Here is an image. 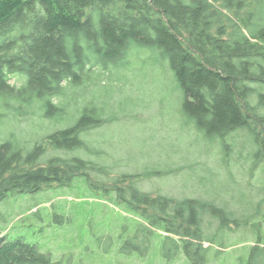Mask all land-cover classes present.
Here are the masks:
<instances>
[{
	"label": "trees",
	"instance_id": "16d2710c",
	"mask_svg": "<svg viewBox=\"0 0 264 264\" xmlns=\"http://www.w3.org/2000/svg\"><path fill=\"white\" fill-rule=\"evenodd\" d=\"M263 7L264 0H0V123L10 110L62 123L28 152L13 138L0 143V201L84 178L132 217L125 222L135 224L133 233L129 223L121 230L124 256L213 264L212 246L205 247L210 218L220 228L214 236L251 226L256 242L245 245L248 257L238 264H264L261 205L258 220L240 219L214 203L141 191L133 175L97 180L92 173L103 168L87 154L100 152L84 136L107 122L93 103L68 110L99 71L126 65L135 47L157 49L170 62L190 122L225 146L236 132H249L253 160L264 165V91L255 87L264 85V26L255 21ZM15 75L22 86L11 84ZM48 150L67 156L47 157ZM0 264L61 263L36 244L3 236Z\"/></svg>",
	"mask_w": 264,
	"mask_h": 264
},
{
	"label": "rangeland",
	"instance_id": "374dc122",
	"mask_svg": "<svg viewBox=\"0 0 264 264\" xmlns=\"http://www.w3.org/2000/svg\"><path fill=\"white\" fill-rule=\"evenodd\" d=\"M257 12L255 21L264 26L260 22H264V7ZM135 48L126 65L102 69L98 80L82 88L78 103V95L71 99L69 111L93 103L107 122L84 136L89 147L100 152L87 154L95 167L103 168L102 174L92 175L97 180L107 178L108 183L133 175L141 191L174 200L199 199L233 212L234 218L258 220L260 205L264 214V165L253 160L250 133L236 132L226 140L227 146L206 137L184 113V93L169 60L157 49ZM24 80L20 75L10 78L17 87ZM261 86L255 87L264 91ZM4 114L0 143L13 138L23 152L45 143L50 132L62 127L40 115H15L11 110ZM48 151L47 157L67 156ZM39 163L45 164L46 158ZM121 207L84 178L35 194H12L0 201V237L36 244L61 264H162L156 256L145 261L121 253V230L129 223L125 217H131ZM129 227L132 234L135 224ZM204 231L212 242L205 247L212 246L213 264H238L248 257L245 245L256 242L251 226L232 227L214 236L220 231L218 222L206 218ZM173 264L186 261L182 258Z\"/></svg>",
	"mask_w": 264,
	"mask_h": 264
}]
</instances>
